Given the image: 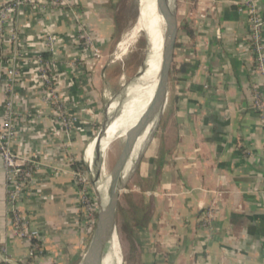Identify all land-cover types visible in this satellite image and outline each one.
<instances>
[{"label": "crops", "instance_id": "obj_1", "mask_svg": "<svg viewBox=\"0 0 264 264\" xmlns=\"http://www.w3.org/2000/svg\"><path fill=\"white\" fill-rule=\"evenodd\" d=\"M9 1L0 0V8ZM121 1L26 0L0 20V116L10 99L11 148L37 162L18 208L39 242L32 249L14 230L0 158L4 264H65L69 249L80 263L87 240L75 166L90 157L94 142L83 148L110 85L109 65L92 60L80 29L106 50L122 33ZM247 1L185 0L193 35L179 27L167 123L145 155L147 171H138L132 200L143 203L129 213L123 264H264V119L254 105L263 77L247 43ZM253 2L264 17V0ZM41 67L55 77L68 128L42 98ZM211 206L206 229L201 215ZM69 236L75 239L67 243Z\"/></svg>", "mask_w": 264, "mask_h": 264}, {"label": "rangeland", "instance_id": "obj_2", "mask_svg": "<svg viewBox=\"0 0 264 264\" xmlns=\"http://www.w3.org/2000/svg\"><path fill=\"white\" fill-rule=\"evenodd\" d=\"M144 0H123L121 1L119 8H118V26L117 31H122V33L115 35L113 43L104 51H101V48L95 45L88 46V51L90 56H93L92 60H99L100 67L103 64H108L110 67L109 70V81L110 85L108 90L106 91V96L101 98L98 102V108L100 109V115L98 116L97 121L95 122L94 133L91 139L85 142L84 150H86L87 146L93 140L97 141L99 136L102 133L103 125L108 120L112 119L113 114H117V132L119 133L120 138H117L109 144L106 151L103 153L102 158L100 159V164L98 166V162L96 167L94 168L96 174L93 175V169L86 163V171L79 172L78 174L75 173V184L78 187V197H79V208L81 211V220L85 224V233L84 237L88 241L89 235L93 229L94 221L96 218V213L99 209V201H98V185L97 182L99 181L101 175V165L105 171V177L109 175L113 164L115 163L125 140V132L128 128L132 127L135 124V117L134 114L139 110L140 105L144 98L146 97L147 93V85L146 82L144 86L137 91L129 94L121 103H120V96L124 85L135 75V73L142 67L143 62L146 57L147 53V45L145 41V32L142 30L140 35L132 41V43L128 46L124 54L119 53L118 43L122 40L125 34L129 31V29L134 24L135 20L137 19L141 6ZM187 3L185 0H171V15L177 17V21L179 23V27L185 25L187 23ZM81 34L87 38H91L93 40L90 33L84 28L81 27L80 29ZM180 31V28L179 30ZM116 40H118L116 42ZM94 41V40H93ZM97 51V52H96ZM102 54L103 58L101 60L98 58ZM144 94V95H143ZM119 96V97H118ZM119 102V108L113 109L111 113H109L108 109L112 107L115 102ZM106 112V114H105ZM108 112V114H107ZM157 124H151L139 137L137 143L135 145V149L133 154L129 158L125 168L123 170V186L127 191L124 190L121 195V204L128 205L129 200L132 195L136 193V185L139 184L141 178L138 177L139 172L135 168V151L141 146L147 136L149 135L150 131L154 130L155 133L153 134V142L156 143L160 137V134L165 129L166 123L162 125L163 121ZM170 128V126L168 127ZM167 128V129H168ZM167 137V136H165ZM164 141H168L167 139H163ZM162 145V143H161ZM37 168L34 169V171ZM33 171V173H34ZM104 177V178H105ZM101 180L103 177L101 176ZM32 181H33V174H32ZM79 183L82 184V187L79 186ZM31 185L29 186V189ZM28 189V191H29ZM88 198H85L87 197ZM130 202H132L130 200ZM134 203L135 200H133ZM124 207V206H123ZM129 214H123L122 210L119 212V216L115 222L114 229H113V237L116 242V253L109 255L112 258V264H115L117 260L118 254L120 253L121 257H119V261L117 260V264H123L122 254L124 255L127 253V246L130 245V237H131V229L127 222ZM72 239H75L74 236H69L68 240L70 243ZM86 241V242H87ZM83 246V241H82ZM86 245H84L83 250L79 249L78 253L81 254L84 251ZM73 253V254H72ZM64 255V253H63ZM72 255H77L76 250H67L64 257H61L63 260L61 262L67 264H73L77 262L76 259H71Z\"/></svg>", "mask_w": 264, "mask_h": 264}, {"label": "water", "instance_id": "obj_3", "mask_svg": "<svg viewBox=\"0 0 264 264\" xmlns=\"http://www.w3.org/2000/svg\"><path fill=\"white\" fill-rule=\"evenodd\" d=\"M149 4L153 10L151 12L153 24L161 36L156 87L147 108L125 137L123 147L109 173L105 192L98 191L99 209L79 264H104L120 210L123 214H129L143 203L142 201L134 203L130 199L132 202L129 200L128 205L121 204L122 192L126 191L123 186V170L133 154L139 137L169 105L173 83V56L179 30L177 17H172L170 13L171 0H149ZM145 41L148 49L150 43L148 32L145 33ZM144 67L143 62L142 68ZM152 141L153 133L151 131L145 142L135 151L137 171H147L145 155L151 147Z\"/></svg>", "mask_w": 264, "mask_h": 264}, {"label": "built area", "instance_id": "obj_4", "mask_svg": "<svg viewBox=\"0 0 264 264\" xmlns=\"http://www.w3.org/2000/svg\"><path fill=\"white\" fill-rule=\"evenodd\" d=\"M26 0H10L7 4L0 8V20H7L10 17V12L13 9V5L19 6ZM247 14H248V35L247 43L253 58L254 68L257 73L263 77V91L255 92L254 105L259 114L264 119V17L259 13L253 0L246 2ZM87 46L95 45V40L86 38ZM97 52V51H96ZM12 74V71H9ZM40 79L42 82V98L49 103L58 118L61 121L63 127L68 128L70 125V117L67 116V112L61 98L59 96L56 80L54 75L46 68H40ZM3 105V114L0 116V158L3 163V167L6 175L7 183V201L10 206V212L12 214L13 227L15 232L30 241L32 249H36L38 244L33 243V239H37L38 233L36 230L31 229L29 221L19 210L18 205L32 183V174L35 168H37L36 160L27 157H19L11 148V141L14 135L13 125L11 123L12 116L14 114L13 104L10 99ZM78 174V173H77ZM79 175V174H78ZM82 187V184L79 183ZM85 198H88L85 197ZM216 208L211 206L206 208L201 215V226L206 229L211 228V221L213 220ZM95 222V221H94ZM0 264H4L0 260Z\"/></svg>", "mask_w": 264, "mask_h": 264}, {"label": "bare ground", "instance_id": "obj_5", "mask_svg": "<svg viewBox=\"0 0 264 264\" xmlns=\"http://www.w3.org/2000/svg\"><path fill=\"white\" fill-rule=\"evenodd\" d=\"M152 11L153 10L149 4V0H144L137 19L135 20L132 27L125 34V36L122 38L121 42L118 45L119 53L124 54V52L126 51L128 46L132 43L134 38H136L140 35L142 30H144L145 33L148 32L150 43H149V47L147 49L146 57L144 60V66L145 67L144 68L141 67L135 73V75L124 85V88L122 89L121 96H120V103H121L129 94H131V93L137 91L138 89L142 88L146 82V85H147V93H146L147 105H146L145 109L147 108L148 104L150 103V100L153 96V93H154V90L156 87L157 71H158V59H159L160 50H161V36L153 24L152 16H151ZM170 13H171V11H170ZM120 103L116 101L112 105V107L108 109L109 113L112 114L111 111L113 109L115 110V109L119 108ZM145 109H144V111H145ZM143 112H142V114H143ZM107 114H108V112H107ZM141 115L136 117L137 121L141 117ZM162 115H163V112L160 114V116L158 118H155L147 126V128L151 124H157V126H158L160 121H161ZM116 119H117V114H113L112 119L108 120V122H106V120H105V123H104L103 128H102V133L99 136L98 140L92 141V142H94L93 148H92L90 157H89L88 161H86V162L93 169V175L94 176L96 174L94 168L96 167L97 162H98V166H99L100 159L102 158V155L106 151V149L108 148L109 144L112 143L113 140L120 138L119 133L117 132V128L115 127V126H117ZM132 127L128 128L126 130L125 137ZM152 133L154 134L155 131L152 130ZM85 160H86V158H85ZM100 167H101V175H100L99 181L97 182V185H98V190L100 192H105L106 187H107V183L109 181V175L105 177V171L103 169V166L101 165ZM101 176L103 177V180H101ZM123 181H124V179H123ZM115 248H116V242H115L114 237H112V240H111L109 247L107 249V253L109 255H111V253L115 254L116 253ZM108 254L106 256L104 264H112V258L109 257Z\"/></svg>", "mask_w": 264, "mask_h": 264}, {"label": "trees", "instance_id": "obj_6", "mask_svg": "<svg viewBox=\"0 0 264 264\" xmlns=\"http://www.w3.org/2000/svg\"><path fill=\"white\" fill-rule=\"evenodd\" d=\"M181 28L184 29L190 36L193 35L191 29L188 26L183 25V26H181ZM175 46H176V43H175ZM146 101L147 100H146V97H145L144 100L142 101L141 105H140L139 110L134 114L135 117L133 119L135 120V123L137 121L136 120V117L139 116V115H141L142 112L144 111V109H145V107L147 105V102ZM168 112L169 111L166 110L165 113H164L162 125L164 124V122L166 120V117L168 116ZM75 168H76V171H80V172L86 171V164H84L83 162H78V163H76ZM138 177H140V174H138ZM32 242L33 243H36V244L39 243L37 239H33Z\"/></svg>", "mask_w": 264, "mask_h": 264}]
</instances>
